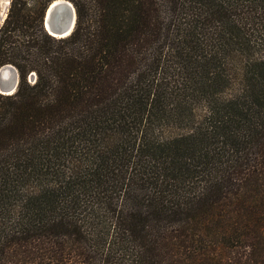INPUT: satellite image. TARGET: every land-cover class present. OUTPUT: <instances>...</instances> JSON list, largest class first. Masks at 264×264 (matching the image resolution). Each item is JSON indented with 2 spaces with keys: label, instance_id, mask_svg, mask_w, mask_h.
<instances>
[{
  "label": "trees",
  "instance_id": "obj_1",
  "mask_svg": "<svg viewBox=\"0 0 264 264\" xmlns=\"http://www.w3.org/2000/svg\"><path fill=\"white\" fill-rule=\"evenodd\" d=\"M50 1L0 25V264H264V0Z\"/></svg>",
  "mask_w": 264,
  "mask_h": 264
},
{
  "label": "water",
  "instance_id": "obj_2",
  "mask_svg": "<svg viewBox=\"0 0 264 264\" xmlns=\"http://www.w3.org/2000/svg\"><path fill=\"white\" fill-rule=\"evenodd\" d=\"M9 4H10V0H8V2L5 5H2L0 1V12L3 6V10H2L3 16L1 17L0 24L2 23V21L6 16V11L8 10ZM75 19H76L75 10L71 2H69L68 0H61L58 1L57 3H53V1H50L43 12L42 26L49 35L51 34L49 33L48 28L60 35V37H55L53 35L51 36L55 38H64L72 32L75 25ZM4 65L11 66V68L15 73L16 79L13 87V92H14L19 80L18 72L13 65L11 64H4Z\"/></svg>",
  "mask_w": 264,
  "mask_h": 264
},
{
  "label": "rangeland",
  "instance_id": "obj_3",
  "mask_svg": "<svg viewBox=\"0 0 264 264\" xmlns=\"http://www.w3.org/2000/svg\"><path fill=\"white\" fill-rule=\"evenodd\" d=\"M1 1V0H0ZM11 1V0H10ZM69 1V0H68ZM70 2V1H69ZM40 3V0H27V5L30 6V7H34V6H37L39 5ZM9 7V5H8ZM7 13V11H6ZM3 22V21H2ZM2 24V23H1ZM0 24V25H1ZM43 28V26H42ZM44 29V28H43ZM259 30L261 31V33L257 34V32L255 33L256 35V42H254L255 44V48L254 50L252 51V54L253 56H256V57H264V20H263V25H261V27H259ZM45 31V30H44ZM46 32V31H45ZM47 33V32H46ZM48 34V33H47ZM6 64H11V63H6ZM12 65V64H11ZM17 70V69H16ZM30 75V78L28 79ZM231 78H230V85L225 88L224 90V94H232L234 91H235V87H237V83H238V79H237V74H233L231 73ZM36 78V74L33 70H30L26 77H25V80L26 82H28L29 84H32L34 82ZM19 81V80H18ZM16 90V89H15ZM2 92H0V95H3L1 94ZM14 93V92H13ZM4 95H7V94H4ZM10 95V94H9ZM226 95V96H227ZM229 255L228 253H226L225 251H217V253L214 255V258H215V262L217 264H220L222 262V260L227 256Z\"/></svg>",
  "mask_w": 264,
  "mask_h": 264
},
{
  "label": "bare ground",
  "instance_id": "obj_4",
  "mask_svg": "<svg viewBox=\"0 0 264 264\" xmlns=\"http://www.w3.org/2000/svg\"><path fill=\"white\" fill-rule=\"evenodd\" d=\"M53 3H57L58 1L61 0H52ZM8 2V0H1L2 5H5ZM3 6L0 12V20L1 17L3 16ZM49 33L55 37H60L59 34H57L55 31H52L51 29H49ZM15 73L13 71V69L11 68V66L9 65H2L0 68V92H2V94H11L13 93V87L15 84Z\"/></svg>",
  "mask_w": 264,
  "mask_h": 264
},
{
  "label": "built area",
  "instance_id": "obj_5",
  "mask_svg": "<svg viewBox=\"0 0 264 264\" xmlns=\"http://www.w3.org/2000/svg\"><path fill=\"white\" fill-rule=\"evenodd\" d=\"M30 78V75H29V77H28V79Z\"/></svg>",
  "mask_w": 264,
  "mask_h": 264
}]
</instances>
